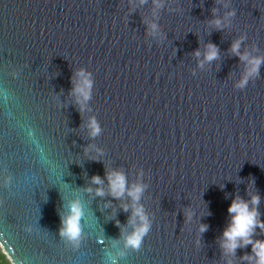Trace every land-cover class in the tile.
<instances>
[{"label": "water", "instance_id": "95a60500", "mask_svg": "<svg viewBox=\"0 0 264 264\" xmlns=\"http://www.w3.org/2000/svg\"><path fill=\"white\" fill-rule=\"evenodd\" d=\"M161 5L0 0V249L10 264H249L251 245L226 254L221 233L236 197L258 195L264 221V63L236 89L245 62L230 47L241 39V54L264 58V0ZM79 69L93 81L83 109ZM112 171L126 188L145 186L138 249L124 246L140 221L126 192L109 194ZM72 201L83 207L75 244L57 234Z\"/></svg>", "mask_w": 264, "mask_h": 264}, {"label": "clouds", "instance_id": "9594fccd", "mask_svg": "<svg viewBox=\"0 0 264 264\" xmlns=\"http://www.w3.org/2000/svg\"><path fill=\"white\" fill-rule=\"evenodd\" d=\"M130 4L132 0H129ZM140 4L144 3V0H139ZM155 8H160L161 0H153ZM233 12H228L227 16H232ZM217 29L222 28L220 19H214L210 21ZM148 34L152 36L158 35V26L155 23H149L147 25ZM241 39L235 40L230 47V51L233 55L238 56L241 61L245 62V68L241 75V78L234 84V88L243 89L249 82V80L255 78L258 75L259 67L261 63H264V58L250 57L247 53L241 54L239 52ZM194 56L200 57L199 50L193 53ZM217 57V49L214 45L208 44L206 46V52L204 54V61H212ZM203 61L198 64L202 66ZM76 80L74 81L73 94L76 96V103L81 109L84 107V101L88 100L91 95V89L93 81L91 73L86 72L84 69H79L75 72ZM90 127L93 135L98 134L99 128L94 120H90ZM109 184V194L114 199H119L122 195H127L135 202L139 200L141 193L144 190L143 184H133L126 188L125 177L122 173L117 171L109 172L106 176ZM91 183L100 185L102 183L99 177H92ZM88 191H92L88 189ZM95 195L103 196L104 191L100 188L95 190ZM259 196L252 194L248 201H244L239 197L234 198L228 205L226 211L229 215L227 226L221 233V248L226 254H234L235 250L243 248L247 245H251V252L249 255L241 257L242 260H246L249 264H264V240H252L251 237L254 234L255 229L259 228L261 233L264 234V221L259 219V213L256 206L259 204ZM251 205V207H250ZM125 211L128 210V206L125 205ZM83 215V207L79 201H72L68 205L67 215L61 217L60 227L57 230V234L70 243L75 244L80 236V220ZM132 215L138 217L140 225L134 228V231L124 238V246L126 248L138 249L142 238L146 235L149 229V222L143 213V208L139 205L133 207ZM186 220H191L192 212L186 211ZM206 230L205 225L198 227L199 232ZM2 264V262H0ZM108 264H116L115 259H110ZM231 264V261H228Z\"/></svg>", "mask_w": 264, "mask_h": 264}, {"label": "trees", "instance_id": "16d2710c", "mask_svg": "<svg viewBox=\"0 0 264 264\" xmlns=\"http://www.w3.org/2000/svg\"><path fill=\"white\" fill-rule=\"evenodd\" d=\"M0 262H2V264H10L9 260L6 258V256L2 253L1 249H0Z\"/></svg>", "mask_w": 264, "mask_h": 264}]
</instances>
